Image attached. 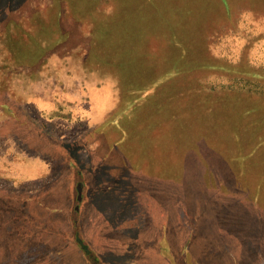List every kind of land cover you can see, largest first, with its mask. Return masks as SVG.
<instances>
[{
	"label": "rangeland",
	"instance_id": "obj_1",
	"mask_svg": "<svg viewBox=\"0 0 264 264\" xmlns=\"http://www.w3.org/2000/svg\"><path fill=\"white\" fill-rule=\"evenodd\" d=\"M87 251L264 264V0H0V264Z\"/></svg>",
	"mask_w": 264,
	"mask_h": 264
},
{
	"label": "trees",
	"instance_id": "obj_2",
	"mask_svg": "<svg viewBox=\"0 0 264 264\" xmlns=\"http://www.w3.org/2000/svg\"><path fill=\"white\" fill-rule=\"evenodd\" d=\"M63 150H64L63 152H65V157H67V159H68L67 163H68V168L70 170V177L74 178L73 177V175H74V176H76V178L79 179L78 181H84L85 180L88 184V187H90V185H91L89 183L90 181L88 182L87 175H86L85 171L83 170V167L81 166V164L77 161L76 157L66 147H64ZM69 179H70V183L73 182L71 180V178H69ZM72 227H73V230L75 232L74 237H73L74 242L77 244H80V243L82 244V241L77 239V238H80V235H82L80 229L75 224V222L73 223ZM84 248L86 249V247H84ZM86 254H87V256L90 257V259H92V262L94 264H97V260H93L95 255L92 256V252L87 251Z\"/></svg>",
	"mask_w": 264,
	"mask_h": 264
},
{
	"label": "water",
	"instance_id": "obj_3",
	"mask_svg": "<svg viewBox=\"0 0 264 264\" xmlns=\"http://www.w3.org/2000/svg\"><path fill=\"white\" fill-rule=\"evenodd\" d=\"M78 197L77 200L80 201L81 200V184L78 185Z\"/></svg>",
	"mask_w": 264,
	"mask_h": 264
}]
</instances>
